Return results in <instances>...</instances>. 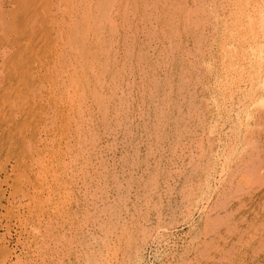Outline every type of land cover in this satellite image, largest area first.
Wrapping results in <instances>:
<instances>
[{
  "label": "rangeland",
  "instance_id": "rangeland-1",
  "mask_svg": "<svg viewBox=\"0 0 264 264\" xmlns=\"http://www.w3.org/2000/svg\"><path fill=\"white\" fill-rule=\"evenodd\" d=\"M0 1H1L0 6L2 7L3 10L10 9L16 2V0H0ZM52 1L54 2L55 0H52ZM33 2H32V4H33ZM53 2H52V4H53V7L55 8V6L57 4L55 5ZM212 2L213 3L211 4V6H212L211 9H213V10L217 9L215 12H213V14L220 16L218 18L219 19L222 18L221 20L222 21L224 20V22H225L226 17L228 16L226 14L227 11L229 9H231L232 6H234L231 3L232 1L231 0H227V1L226 0H218V1L212 0ZM226 2L231 3V6L229 5V3L226 4ZM34 3H35L34 6L36 7V10H37L39 7L37 8L36 4H38V3H36V2H34ZM62 3L63 2L59 3V5L61 6V7L59 6V9L57 12L59 14V16H60L59 12L64 7L62 5ZM189 3H190V5H192V2L189 1ZM10 4H12V5H10ZM225 5L227 7H225ZM34 6H31V7H34ZM30 9H32V8H30ZM30 9H28V10L30 11ZM232 9H233V7H232ZM32 10H33V13L36 11L35 8ZM231 10H229V12ZM31 12L32 11H30V13ZM222 13H223V16H221ZM155 14H157V13H154V17L150 16L151 19H149V20L144 18V17L142 18L141 16H140V18L142 20L140 18H138L137 16H131L130 20L127 21V23H129V21H130V23L128 25H127V23L122 24V26L120 28H118L119 31L116 32L117 37H118L117 38L118 44H117V46L114 47V49L117 48V50L114 51V53H115L114 59L115 60H121L122 58L125 57V52L128 53L127 51H131L130 49L133 48L132 51H135V52L140 51L143 54H145L149 58V59L147 58V60L150 61V64H140L142 66L144 65L142 67V69H141V66H139V64H138L137 68H139V69H137L136 71H138V72L140 71L141 73L138 74L137 72H135L131 69L130 72L132 74L129 72L130 74L127 75L128 73L126 71H129L130 69L128 70L126 68L129 66V64L131 65V63H129V64L126 63L128 65L126 68H124V72H126V74L124 73L123 76L121 75L122 80L120 77L121 81L117 84L118 90H116L117 92H115L116 95L113 96V94H112L113 91L111 92V90L105 88L106 86L104 87L103 93H104V91H106V93H104L105 97L106 98L108 97L109 99H110V97H112V99L108 100L109 103L108 104L106 103V108L108 109L107 110L108 112L106 114H103L102 111H100V110L98 111V110L94 109L93 115L92 114L91 115L94 117V119L96 118L98 121L100 120L101 117L104 118V121H105L106 117H107L106 119H109V120L108 121L106 120L107 122H104L103 125H98L100 122L97 124L92 123V127H97L96 136L98 137V139L96 137V139H94V141L91 142L92 143L91 146H89L90 143L88 141L89 140L91 141V139L93 140V138L90 139L88 135H85V137H86L85 138L83 131L81 133V138H83V140H84L83 145L81 147H78V144L77 145L75 144L77 138H76V136L73 135L74 130H72V128L74 126V120H73L74 118H72V117H75V114H77V113L74 112L73 110H72L73 112L67 110L68 107L65 108V107L61 106L60 109H64L65 113L68 112L66 115L68 117V121L71 124L68 122V124L70 126V130H68L67 132L70 135H68L67 132H65V133H59L58 132V130H60L62 120L55 117V116L52 118V116L54 115L52 112L53 107L50 104L51 101H49V98H46L47 103H45V101L40 99V102H42L43 106L35 107L32 110V114L27 116V118H29V119L26 120V123L29 125V129H28V132L25 133V135H22L23 138H21V139H18L17 132H15V131H12L11 134H7V135H6V133H3V131H5V129L8 128L9 126H11L13 129H15L14 125L16 124V122L18 123V121H20V122L22 121V119H21L22 112L19 113V111L13 110L14 108L9 106V104L4 105L3 107H1V105H0V264H75V263L76 264H85L86 262L82 257H83V255H87L88 253L89 254L91 253L92 255L94 254L93 256H96V260L94 261L95 263L92 262V264H100V263L101 264H109V261H110V264H122V262H123V264H126L127 262H128V264H167L168 262H169V264L170 263L171 264H180V262H178V261H180L179 259H182V261H183V262L181 261V264H183V263L186 264L187 261H188L187 264H190V263L191 264H194V263L195 264H202L200 262L198 263V261L196 262V259H195L197 256L196 254L199 252L196 251V248L194 250V246L198 242H201L202 238H203V240L205 238L204 236L203 237L201 236L202 233H198V232L199 231L201 232V228L203 227L202 225L204 223H206L207 221H209L211 219L212 220L215 219V217H214L215 210L217 211V215L220 214V216H222V215L225 216L227 214V212H225L224 210H221L219 212L217 210V208L213 209V207L215 205H217L219 200L223 197L222 195L226 194V190H228V194L234 190L232 200L233 199H234V201L240 200V203L242 205V206L240 205V207H239L240 211H239L238 215L240 217L237 218L236 224H235V222H232V221L229 222V224H231V226L233 225L232 223H234L235 225L233 227L236 229L238 228L237 229L238 231H235V229L233 231H228L229 226H227V227H225L226 229L223 230V234H222L223 238L221 239L220 244H217L215 242V240H214V242L211 240L208 241V242H212V245H214V244H216V245H214V250L213 249L209 250L210 252H212L211 253L212 256L210 255L212 258L210 256H208V257H210L209 262L208 263L205 262L204 264H212V263L213 264H220V263L222 264V262H223V264H236L237 262H238L237 264H264V244H263L264 243V235L263 234L261 235L260 232L258 230H256V228H255V226L257 227V225L258 226L261 225L262 220H264V217H263V214H264V211H263V209H264V184H263L264 180L263 179L264 178H262V180H258V181H254V182H253V179L244 182L241 174H239V178L237 175L232 176L234 178H232V177L230 178L228 176L229 171H227L228 166H229V165L227 166V163L231 160V158H234L230 154H229L230 156H228L227 153H229V152L227 150L229 149L231 144L233 146L235 144V142L238 140L237 134L241 135L239 133L240 132L239 129H242V128L246 129V128L245 127H240V128L238 127L239 128L238 129L237 127H235V125H234V122H235V117H234L235 114L234 113L235 112L233 111V109H236L237 105L236 104L234 105V103L231 104L230 98H228L227 96H224V94L222 95V98L224 99L226 97L225 98L226 100L224 99L225 101H223V99L221 97H219V96H221V94H219L220 92L218 91L219 89H218L216 83H217V80L218 81L221 80V78H222L221 74L222 75L225 74V72H222V71H225L226 67H228V64L226 66L225 62H223V64L221 62V60L223 59V58H221V54H220L221 45H222V43H226V42H224L225 39L229 43L231 42L232 45L235 42L229 40V39H232L231 37L229 38L230 35L226 36L225 34H223V33H225L222 30V29H224L222 27L223 25L222 26H216L215 25L216 23L214 22L216 20H212V19L208 20V19H205L206 18L205 17V18H202V20H203L204 24H206V25H204L202 20H201V23H202L201 25H203V26L195 27V28H199V29L204 28V31L201 32V35H200V31H202L201 29L200 30L197 29V31H196V29L194 28L193 30H190L188 33H186V32L183 33L182 31H180L182 33H180L178 35L179 37H176V40H174L175 38L173 39L174 40L173 42L177 43V45L180 46L179 51L177 53L175 52L173 54L171 52V53H169L170 54L169 55V54H167L168 50H166V49L168 48V46H170L174 43H172V44L170 43V45H169L170 40L169 39L163 40L162 36H160L162 34L160 33L161 30L159 31V29L162 27L161 29L164 32V26L161 23L160 17L158 15L156 16ZM212 15H210V16H212ZM225 15H226V17H225ZM23 17L24 16H22V18ZM132 17H134V18H132ZM20 18L21 17H19L18 20L21 21L22 19H20ZM156 18H158V19H156ZM139 19L141 20V22L139 21ZM214 19H217V18H214ZM20 21H18L19 22L18 26H21L22 28L20 27L21 29L20 28L19 29H20V31L23 30V32H24L23 25H20ZM132 21L133 22L135 21L134 23L136 26L133 24ZM209 21L210 22L212 21V22L210 23ZM224 22H222V24ZM207 24H208V26L210 24V26L208 27ZM141 25H142V27H140ZM159 26H161V27H159ZM129 27H130V30H129ZM134 27H136V28L134 29ZM220 28H222V29H220ZM131 29L135 30V31H132ZM136 29H137V31H136ZM124 30H126V31H124ZM130 31H132V32H130ZM151 32H152V34H151ZM193 32H194V34H193ZM27 33L28 34L26 35V37L29 35V38L31 37L32 40H33V38H36V39H34V41L37 40V38H38V37H36V36H38L37 32H36V35H34L33 33H31V35H30V31L29 32L27 31ZM129 33H131L132 35L134 34V35L132 36ZM149 33H150V35H149ZM125 35H126V37H125ZM222 35H224V37H221ZM146 36L147 37L150 36L151 38L148 37V38H150V39H148ZM198 36H200L199 37L200 42L198 41L199 40ZM21 38H23V37L21 36L20 39ZM178 38H180V39H178ZM212 38L214 40H212ZM122 39H123V41H122ZM131 39H133V41ZM156 39H158V40H156ZM221 39L222 40L224 39V40L222 41ZM21 40H23V39H21ZM8 41L9 40H7V42ZM208 41H209V43H208ZM220 41H221V43H220ZM1 42H2L0 44L1 50H9L10 49V47L6 43V41L5 42L1 41ZM218 42L220 43V45H218L219 44ZM232 42H234V43H232ZM194 43L195 44L198 43V44L194 45ZM21 44H23V42H19V45H21ZM167 44H168V46H166ZM127 45H129V46H127ZM192 45H194V46H192ZM197 45H201V46H197ZM202 46H203V48H202ZM195 48H197V49H195ZM193 51H195L194 52L195 54L192 53ZM201 52H202V54H201ZM158 53H159V55H158ZM179 54H181L183 56L180 57ZM161 56H164V57H162V59H161ZM184 57L187 58L188 61H186V59ZM164 58L166 59L167 63H164V62H166ZM168 58L170 61L168 60ZM199 58H201V59H199ZM211 59H213L211 61L212 63L210 62ZM180 60L182 62H180ZM208 60L210 63L208 62ZM3 61H4V56L0 55V65L2 64ZM222 61H225V59H223ZM155 62H157V63H155ZM160 62H162L163 64H161ZM187 62L188 63L193 62L192 63L193 65L192 64L189 65ZM205 63L208 65V67L205 65ZM233 63L234 62H231V64H233ZM156 64L158 66H156ZM180 64L182 65L183 68L180 66ZM209 64H211V65H209ZM161 65L164 67H162ZM173 65H175V66H173ZM168 66H169V68H168ZM179 66H180V68H179ZM187 66L191 67V68H188ZM214 66H216V67H214ZM220 66H221V68L223 67L222 68L223 70L220 68ZM151 68L154 70H151ZM184 68H187L185 70L187 73V74L185 73L186 76H185V74L183 75V72H185ZM208 68L210 71L206 70ZM228 68L234 70V72H233L232 70L229 69L228 74H226V75H229V72H230L231 76L233 75V73L236 74L235 71H236V69H238L236 67V65L235 66L232 65V67L229 66ZM36 69H37V73L39 75H44L46 73H50L52 76L55 75L54 74V71H55L54 68L48 69L46 66L39 65V66H37ZM142 70H143V72H142ZM152 71H154L155 75H157V74L158 75L154 76V73ZM179 71H180V73L182 72V74H179ZM219 71H220V73H219ZM231 71H232V73H231ZM177 72H178V75H180L179 78H178ZM167 73L171 75L170 76L171 79L165 83V81H163V80H165V76L168 75ZM188 74H189V76H187ZM184 76H185V78H184ZM155 77H156V80L160 81V84H161L160 89L156 90L157 92L155 91L156 93H154L151 96L153 98V101H152V99L148 98V100H146L144 102V104H142L143 102H140L141 103V106H140V103L136 102L137 95L139 94L137 92L136 88L140 85V82L141 83H144L145 81L151 82L152 79H155ZM181 78H182V82L185 81V82H183V84L181 82ZM140 79L141 80L144 79V80L140 81ZM244 79H246V78L244 77ZM194 80H196V81H194ZM130 81H131V83L133 82L132 85H130V83H129ZM63 82H64V85L68 84L66 77H63ZM127 82L129 85H125V84H127ZM176 82H178V83H176ZM168 83L170 84L169 86H167ZM221 83H222V81H221ZM241 83L242 84H240L239 86H241L242 88L240 87L241 89L238 88L235 91V92H237L236 93L237 96H238L239 92H240L239 96H241V94L243 95V92L247 89V88H244V85L246 87L248 84V81L245 83L244 82H241ZM178 84H179V87H178ZM174 85L175 86L177 85L178 89L179 88L182 89V87H181L182 85H183V87L184 86L185 87L183 88V91H181L180 89H179V91L177 90V92H178L177 93L176 92L177 87L175 88ZM124 86H127L126 87L127 89ZM130 86H131V88L132 87L133 88L131 89ZM215 86L217 87L218 90L215 88ZM162 87H164V88L162 89ZM168 87L170 88V90L172 92H170ZM120 88H124V89L120 90ZM128 89H130V90L127 93ZM165 89H168V90H165ZM109 91L111 92L110 93L111 95L108 93ZM167 91L169 94L167 93ZM165 92L168 94V96H166ZM122 93L128 94V96L131 95L134 99L133 104L128 102V104L126 105L124 100L122 101V98H123ZM189 94L191 97L189 96ZM117 95H118V97H117ZM70 96H73V94L70 93ZM131 96H130V98H131ZM182 96H183V98H182ZM213 97H215L216 99H214ZM220 98H221L222 102L219 101ZM85 99L81 102L82 105L81 104L79 105L82 110L80 108H79L80 110L78 109V111H80V112H82L84 110L82 113H80L81 117L83 116L84 119L87 116L89 117V115H87L88 114L87 111H85L86 108L88 106H90L91 104H93L90 97H86ZM164 99L165 100L168 99L166 101H169V102H165ZM175 100H176V103H175ZM111 101H113V102L111 103ZM157 101H158V103H157ZM190 101H192L193 104ZM199 101H200V103H199ZM226 101L228 102V104ZM84 102H85V104H84ZM154 102H156V104L158 106H160V109L161 108L162 109L159 110L158 106ZM162 102H164V104ZM186 102L188 105L190 104L189 106H192V107L187 106ZM210 102H211V104H210ZM215 102L217 103V105ZM36 103H37V100H35V104ZM117 103H119L118 105L120 107L122 106L121 109L117 105ZM129 103H130V105H129ZM152 103L154 105H156L157 107L156 106L154 107V105ZM221 103L225 106L224 109H222L223 107H221V109H220V106H222ZM166 104L168 106H165ZM170 104L171 105L173 104L176 106L179 105V108H178V106L176 107L173 105H172V107H173L172 108ZM113 105L116 106V108L120 109V110L119 109L116 110L117 111L116 117L114 116V114H116V112H114V114L112 112L113 107H114ZM137 105L139 107H136ZM181 106H183V107H181ZM83 107L85 109H83ZM146 107L149 109H146ZM46 108H48V109H46ZM142 108L144 111L142 110ZM155 108L156 109L158 108V110L156 111ZM193 108H194V110H193ZM197 108H198V110H197ZM124 109L127 112L123 111ZM165 109L167 110V112L169 111V113H167ZM11 110L14 112L15 115H13V112ZM50 110H51V112H50ZM139 110L142 111L141 115H140ZM190 110H192V111H190ZM224 110H226L227 112H225ZM228 110L230 111L231 115L228 113L229 112ZM145 111H146V113H144ZM147 111H148V114H147ZM161 111H163V113ZM154 112H156V114ZM158 112H159V114H158ZM125 113H126V116H125ZM151 113H153V115L155 117H157L158 120L161 121V122L159 121V123H162L165 125L164 126L165 128L162 126V124H159L158 121L155 122L154 119L151 118V117H154L153 115H151ZM46 114H48V115H46ZM187 114H188V116H187ZM226 114H227V116L229 115V117H227ZM119 115H121V116H119ZM133 115H134V117H133ZM138 115H140V116H138ZM158 115H160V116H158ZM260 115L263 116V113H260ZM22 116H24V115H22ZM112 116H114V118ZM148 116L150 118H148ZM170 116L173 118L175 117L176 120H174L175 118L174 119L170 118ZM118 117H120V118H118ZM122 117L123 118L127 117L128 120L122 119ZM130 117H131V119L129 120ZM225 117L227 118V120ZM69 118H71V120ZM112 118H113V120H112ZM133 118H135V119H133ZM142 118L143 119L145 118V119L143 120ZM167 118H170V119L168 120ZM179 118H180V121H179ZM54 119H55V121H54ZM115 119H116V122H115ZM120 119H122V121ZM147 119H150V120L147 121ZM166 120H168V121H166ZM169 121L172 123H170ZM43 122H44V125L42 126L41 124H43ZM123 122H124V124H123ZM152 122L155 123L156 125L152 124ZM85 123H86V125H84V127L85 126L91 127L90 124H88L87 122H85ZM143 123H144V125H142ZM46 124H48L49 127ZM166 124L168 125V128L166 127L167 126ZM183 124H184V127H182ZM152 125H154V126H152ZM157 125H158V127H157ZM201 125H203V126H201ZM113 126H115V128ZM144 126H146V127H144ZM219 126H221V127H219ZM131 127H132V129H131ZM174 127L177 128V130H176L177 132H175ZM181 127H182V129H181ZM187 127H188V129H185ZM190 127H192V128H190ZM43 128H45V129H43ZM161 128H162V130H161ZM183 128H184V131H183ZM214 128H215V130H214ZM42 129H43V131H42ZM46 129H47V132H46ZM235 129H237V130L235 131ZM244 129H242L243 133L245 132ZM126 130L128 131V133ZM130 130H132V131H130ZM153 130H155L156 132ZM186 130H189V131H186ZM159 131H161V133H164V132L165 133L167 132V133L166 134H160V133L158 134ZM71 132H72V134H71ZM153 132L157 133L156 135H158V138H156V135ZM187 133H189V134H187ZM35 134H39V136H40L39 139H41V141L38 140L39 141L38 147L41 148L40 150H39V148L36 149V146H32V143L35 141V137H34ZM128 134H131V135H128ZM145 134H147L146 137H145ZM154 135H155V137L153 138ZM164 135L165 136L167 135L166 136L167 139L165 138ZM58 136H60V137H58ZM130 136H131V139H130ZM48 137H50L51 140H53L54 142L53 143L49 142L50 138H48ZM176 137H177V139L178 138L179 139L177 140ZM132 138H134V139H132ZM159 138L162 141H160ZM45 139L48 141L46 142ZM154 139L156 140V142L154 141ZM85 140H86V142H85ZM173 140L176 141V147H175V141H173ZM183 141H185V142H183ZM154 142L157 144V146H156V144H154ZM177 142H179V143H177ZM39 143H40V145H39ZM46 143H47V145H46ZM161 143H162V145H161ZM195 143H196V145H195ZM206 143H207V145H206ZM209 143L211 144V148L208 146ZM44 144H45V147L43 146ZM192 144H194V145H192ZM68 145H69V147L67 149L66 146H68ZM226 145H228V146H226ZM256 145H257L256 148H252V153L254 152L253 154H255V155L252 154L250 158H252L251 161H253V160L257 161L255 166L257 165V163L260 160L262 161V163H261L262 166L260 165L261 166L260 170L256 169L257 167L255 169L257 171H260V172H256L258 175L262 174L264 176V169H263L264 168L263 167L264 166V149H263L264 142L263 143L259 142ZM24 146H25V148H26V146L29 148L28 150L26 148V150H27V152H30L29 153L30 158H32V155H33V157H36L37 155H35V154H37V153H43V155L44 154H47V155H44L42 159L44 160V157L47 156V158L45 160H48L50 150H52L54 152L56 151L59 154V160L57 162H58V166L62 167L63 170H61L62 171L61 172V171H58V169H57L58 176L55 175V177L58 178V179L57 178L56 179H57V181L59 180L58 181L59 183H57L55 181L54 185L51 186V188H49V184H47V181L45 182V189L43 190L44 195L42 194V197L45 196L44 198H45L46 202H42V204H43V207H42L43 212L42 213L39 212L40 204L38 201L41 200L40 196L38 197L36 195H33L35 200H32L33 197L30 196V193H24V192H27V189L31 190L29 187H27V189H26L24 187L25 185H23V187H24V188L22 187L23 188V191H22L23 194H21V195H20V192H18V193L15 192L16 191V189H15L16 188L15 177H16L17 171H16V169H14L13 166L15 163V159H17L18 155H20L21 152L24 151ZM71 146L73 147V149L71 148ZM134 146H135V148H134ZM205 147H206V149H205ZM216 147H217V149H216ZM60 148H61V150L62 149L63 150L61 151ZM75 148L78 150L79 149L81 150L83 148L82 149L83 151L82 150L80 151V152H82L81 156H80V152L78 150H76ZM160 148L162 149V151ZM182 148H183V150H182ZM257 148H259V149H257ZM65 149H67V150H65ZM135 150H137V151H135ZM260 150L262 151L263 154L260 153L261 152ZM33 151H36L37 153L33 152ZM215 151L217 154L215 153ZM220 151H221V153H220ZM73 152H76V153L73 154ZM210 152H212V153H210ZM258 152H259V154H258ZM64 153H65V157H64ZM209 153L211 154L212 159H211ZM76 154L78 155V157H76L77 156ZM197 154L199 155V157L201 155L200 159L198 158ZM72 155H73V157L75 156L77 159L75 157L73 159ZM205 155L207 158L204 157ZM207 155H209V156H207ZM216 157H220V158L216 159ZM67 158H70V159H67ZM226 158H227V160L229 158L230 159L228 161H226ZM61 159H62V161H60ZM187 159H188V162H187ZM197 159H199V160H197ZM74 160H77V162H74ZM26 161H27V163H30L29 157H26ZM52 161L56 164L55 160H52ZM202 161H203V163H202ZM205 161L208 162V164ZM251 161H249L248 163H244L245 162L244 161L243 162L244 164L242 162H240L241 163L240 165L241 166L247 165V167H250V166H252ZM60 162L63 163L64 165L63 164L60 165L61 164ZM222 162H224L223 164L225 166L222 164ZM54 163H52V165H53L52 170L55 169ZM70 163L71 164L73 163L72 166ZM190 163H191V165H190ZM148 164L150 166H148ZM192 164H194V165H192ZM154 165H155V167H154ZM196 165H198V166H196ZM199 165L201 166L200 168H199ZM157 166H159L157 168L158 173L156 171ZM190 166H191V168H190ZM66 167L68 168V171H67ZM197 167L199 169H197ZM226 167H227V170H225ZM164 168H166V170ZM258 168H259V166H258ZM161 170L163 171L162 174H161ZM152 172H154V173H152ZM72 173H73V176H72ZM151 174L152 175L154 174L153 176H155L154 178L152 177V180H151V176H152ZM156 174H157V176H156ZM59 175L60 176L62 175V176L59 178ZM65 175L68 177H65ZM148 175H151V176L149 177ZM159 175H162V176L160 177ZM49 176H51L53 179H55V177H53L54 175L53 176L49 175ZM197 176L200 178H198ZM147 177L149 178L151 183L154 179H156L157 181L154 180L153 183L155 184L156 182H158V185H157V183L155 185L149 184L150 183V181H149L148 185L146 184L143 186V184H145L144 180L147 179V181H148ZM235 177H237V178H235ZM161 178H162V180H161ZM227 178L228 179L230 178V181H228L229 184H227L226 182H223L224 180L227 181ZM62 179H63V181H62ZM133 179H134V181H133ZM238 180H241V182ZM141 181L142 182L144 181V183H142ZM130 182H132V185ZM242 182H244V183L241 184ZM128 183L130 185H128ZM196 183H197V185H196ZM223 183H224V186L222 187ZM57 184H59V185H57ZM61 184H62V186H61ZM162 184H164V185H162ZM239 184H241L242 187L244 186V188L240 187V189L236 190L237 189L236 187ZM149 185H151L152 187L154 185L155 187L152 188ZM233 185L235 187H233ZM129 186L130 187L132 186L131 190H130ZM57 187H59V189ZM65 187H66V189H65ZM142 187H143V189H142ZM185 187H186V189H185ZM56 188H57L58 192H57V190H55ZM62 188L64 189V191ZM144 188H146V189H144ZM154 188L156 189L155 191H154ZM179 188H182V189H179ZM47 189H49V190H47ZM149 189H151L149 192H151L153 190L152 191L153 193H149L148 192ZM221 189H222V193L224 192L223 194L221 193ZM243 189H245L246 191ZM60 190L62 191V193ZM128 190H130V191H128ZM195 190H197V191H195ZM127 191H128V193H127ZM47 192H48V195H50L51 193H53V194H51L48 198ZM140 192L144 193L143 197H142L143 194L141 193V195H140ZM145 192H148L150 195L148 193H146L147 194V196H146ZM154 192L155 193L158 192L159 195H157V193L155 195H153ZM188 192H191V193H189V195H191V196H189L187 194ZM249 192L251 193V195ZM218 193H221L222 195L218 194ZM31 194H32V191H31ZM122 194L124 195L125 198H123ZM137 194L140 198L137 196ZM202 195H203V197H202ZM216 195L217 196L219 195L221 197H219V196L216 197ZM234 195L236 196V198ZM135 196L138 198H134ZM29 197H32V198H29ZM148 197L151 198V201ZM119 198H121V199H119ZM166 198L167 199L170 198V199L167 200ZM19 199H20V201H19ZM136 199H138V200H136ZM197 199H199V200H197ZM47 200H50V201H47ZM118 200H119V202H118ZM149 201L152 203H150ZM241 201H243V202H241ZM144 203H145V206H144ZM153 203L155 204V206ZM38 204H39V206H38ZM151 204H153V206ZM159 204H160V206H158ZM21 205H22V207H21ZM116 205H119V206H116ZM146 205H147V207H146ZM156 205L158 206L157 208H156ZM183 205H186L185 208ZM110 206H111L112 210L110 209ZM131 206H133V208ZM260 206L262 208H260ZM105 207H106V209H105ZM145 207H146V209H145ZM151 207L152 208L155 207V208L151 209ZM107 208H109V211ZM187 208H189L190 210L189 209L184 210ZM157 209H158V211H157ZM159 209H162V213L161 214L155 213L156 211L160 212ZM260 209H261V211H260ZM54 210L56 212L58 211L60 213L59 214L60 217L57 215L58 212L56 213ZM114 210L117 211L118 213H116ZM137 210L140 212H138ZM145 210L148 212H146ZM112 212H114L115 216H113ZM131 212L133 215L131 214ZM144 212H145V214H144ZM173 213H174V215H173ZM36 214H37V216H36ZM117 214H118V216H117ZM155 214H157V215L160 214V216H157ZM206 214H207V216H206ZM131 215L133 216V218H131ZM143 215H144V217H143ZM154 215L159 217L160 220H162V222L159 220V218H157V217L154 218ZM138 216L139 217L141 216L142 218L140 217V219H139ZM171 216H173V217H171ZM203 216H205V217H203ZM35 217H36L37 221H36ZM55 217H56L57 221H56ZM84 217H86V218H84ZM146 217H148V218H146ZM242 217H244V218H242ZM38 218H40V219H38ZM203 218H205V220H203ZM206 218H207V220H206ZM120 219L123 222H121ZM171 219H172V221L174 220L173 223H172ZM253 219H254V221H253ZM42 220H43V222H42ZM47 220H48V223H47ZM78 220H80V221H78ZM81 220H82V222H81ZM100 220H104V221H100ZM127 220L129 221V223H127L128 222ZM130 220L133 222H131ZM239 220L241 221V224H240ZM32 221H33V223H32ZM35 221L37 223H35ZM54 221H56L57 223L60 222V224H57ZM84 221H86V222H84ZM116 221H118L117 225L115 224V223H117ZM137 221H138V225L140 224L139 227L136 224ZM157 221H159V223ZM97 222H99V224ZM248 222L250 223V225ZM120 223H121V225H120ZM162 223L164 225L160 226V225H162ZM165 223H166V225H165ZM238 223H239V226H238ZM56 224H57V227H55ZM69 224H71V226ZM82 224H84V225H82ZM124 224H126L125 229L129 228V227L132 228V229L129 228L131 230L130 238L125 236V234L126 235H128V234H127V232L125 233L126 230L123 229ZM128 224H130V225H128ZM156 224L159 226V228H158V226H156ZM34 225L39 227V228H40V226H41V228L44 227L45 229L43 228L42 229L43 231H41V233H40V231L36 232L33 229ZM49 225L51 228L47 229ZM61 225H62V228H59V227H61ZM153 225H154V227H153ZM74 226H76V227L74 228ZM114 227H115V229H114ZM141 227H142V229H141ZM246 227L248 228V230ZM149 228H151L152 230ZM162 228H164V229H162ZM241 228L244 229V230H242V232H241ZM29 229L33 230L34 232L30 231ZM58 229H60V230H58ZM80 229H81V231H80ZM119 229H120V231L121 230L122 231L118 232ZM245 229H246V231H245ZM123 230H124V232H123ZM138 230L139 231L143 230V231H141L142 234ZM252 230H254V232H252ZM243 231H245L246 233L245 232L243 233ZM35 232L38 234L36 235ZM239 232H241V234H243V235H240ZM72 235H74V237ZM238 235L242 236V237L239 238ZM250 235H251V237H250ZM40 236H43V238H41V240L38 238ZM142 236H144V238ZM236 236L238 237L237 240H238V242H240V244L237 242ZM195 237H196V239H195ZM73 238H74V240H73ZM132 238H134V239H132ZM140 238L142 239V241ZM192 238L194 239V241ZM245 238H247L246 241H245ZM75 239L76 240L79 239V240H77V242L79 241L77 243L79 246H76V244L74 243V242H76ZM187 240H188V242H187ZM240 240H243L245 245ZM90 241H91V244H90ZM111 241H112V243H111ZM116 241H117V244L115 243ZM190 241L192 243H190ZM222 241H224V242H222ZM259 241L260 242L263 241L261 243V245H260ZM69 242L71 243L72 246L70 245ZM142 242L144 244H142ZM236 243H238L239 245ZM257 243H258V245H257ZM231 245H233V246L229 247ZM243 245H244V247H243ZM159 246H160V248H159ZM166 246H167V248H166ZM189 246H191V247H189ZM113 247H114V250L112 249ZM118 247H120L121 250L118 249ZM223 247H225L227 249H225ZM259 247H260V249H259ZM65 248L67 250L64 251ZM139 248H141L142 250L140 249L139 254L135 256L136 251L139 250ZM156 248H158V249H156ZM220 248L222 250H220ZM232 248L235 250H233ZM250 248L252 251L250 250ZM74 249H75V251H74ZM109 249H110V251H109ZM115 249H117V254H116V252H114ZM168 249L170 251H168ZM165 251H166V253H165ZM216 252H218V253H216ZM249 253H252V254H249ZM170 254H172L171 257H169ZM179 254H180V256H179ZM192 254L194 255L195 258L192 257L193 256ZM125 255L127 256V258ZM166 255H167V258L164 259V256H166ZM121 256H122V258H121ZM133 256H135V257L133 258ZM237 256H238V258H236ZM178 257H179V259H178ZM181 257H183V258H181ZM125 258L127 261L125 260ZM214 258H216V259L214 260ZM222 259H224V260H222ZM225 259L227 261H225ZM241 259H243V260H241ZM105 261H108V263L107 262L105 263ZM160 261L163 263H161ZM218 261H220V262H218ZM239 261H240V263H239Z\"/></svg>",
  "mask_w": 264,
  "mask_h": 264
},
{
  "label": "bare ground",
  "instance_id": "bare-ground-1",
  "mask_svg": "<svg viewBox=\"0 0 264 264\" xmlns=\"http://www.w3.org/2000/svg\"><path fill=\"white\" fill-rule=\"evenodd\" d=\"M38 3L36 4L37 5V10H36V7L34 6V2ZM190 2H192V5H190ZM215 1V0H214ZM218 1V0H217ZM227 1V0H226ZM232 2V7L230 12L229 10L227 11V17H226V20L224 22V20L222 21L221 19H219L218 17L220 16H217L216 14L214 15L213 12H215L216 10L214 9H211L212 6L211 4L213 3L212 0H55L54 2L52 0H16L15 4L8 10H3L2 7L0 6V44L2 43L1 41H6V43L9 45L10 49L9 50H1L0 49V55L4 56V61L2 62V64L0 65V105L1 107H3L4 105L6 104H9V106H11L12 108H14L13 110L15 111H19V113L22 112L21 114V119L22 121H18V123L16 122V124L14 125L15 129H13L11 126H9L8 128L5 129V131H3V133H6L7 134H11L12 131H15L17 132V135H18V139H21L23 138L22 135H25L26 132H28V129H29V125L26 123V120L29 119L27 118L28 115H31L32 114V110L35 108V107H41L43 106L42 102H40V99H42L43 101H45V103H47V99L46 98H49V101L51 106L53 107L52 109V112H53V116L52 118L55 116L59 119L62 120V123H61V127H60V130H58L59 133H65L67 132L68 130H70V126L68 124V117H67V113H65V110L64 109H60L61 106L67 108V110L71 111V112H76L77 114H75V117H72L74 118V126L72 128V130H74V136H76V145L78 144V147H81L84 143V140L83 138H81V133L83 131V134H84V137L85 135H88L89 138H93V140L91 139V141L87 140L90 144L89 146L92 145L91 142L94 141V139H96V132H97V127H92V123H99L98 125H103L104 122H107L109 119H106L105 118V121H104V118H100V120L98 121L96 118L94 119V117L92 116L93 115V110L96 109V110H100L102 111L103 114H106L108 111V109L106 108V103L108 104L110 99H112V97H110V99L107 97H105L104 93H106V91H104L103 93V89L104 87L111 90L113 96L116 95L115 92H117L116 90L117 89V84L122 80V76L123 74L126 72L128 73L127 75H129L131 72V69L135 72H137L138 74L141 73L140 71H136L137 69V65L139 64V66H141V69L142 65L140 64H150V61L147 60V56L145 54H143L142 52H135V51H132V49H130L131 51H127L128 53L125 52V57L122 58L121 60H115V53L114 51L117 50L114 49L115 46H117L118 44V40H117V34L116 32L119 31L118 28H120L122 26V24H126L128 20H130V17L131 16H137L138 18H140V16L143 18H146V19H151L150 16L154 17V13H157L155 14L156 16L158 15L160 17V20H161V23L163 24L164 26V32L163 30L161 29L162 25L159 26L161 27L159 29L160 33L162 35V38L163 40L164 39H169L170 42H169V45L170 43H174L173 41L176 40V37H179L178 35L180 33H188L190 30H193L195 27H198V26H203L201 25V20L202 18H205V19H212V20H216L214 21L216 24V26H222L224 29H222L225 33L226 36L227 35H230L229 38L231 37L232 39H229L230 41H234L232 43H234L233 45L231 44V42L229 43L226 39L224 40V42L226 43H222L221 45V58L225 59V61H222V64L223 62H225L226 66L228 64V67L232 65L235 66L238 68L236 69V74L233 73V75L231 76L230 75V72H229V75H226L228 74V71L230 68L226 67L225 71H222V72H225V74H221V80L218 81L217 80V87L215 86V88L220 92L219 94H221V97L222 98V95L224 94V96H227L228 98H230L231 100V104L234 103V105L236 104L237 105V108L236 109H233V111L235 112V122H234V125L235 127H245L246 129L242 128L245 130V134L243 133L242 129H239L240 130V134H237V138L238 140L235 142V144L232 146L229 147V149L227 150L229 153L228 156L232 155V157L234 158H231V160L227 163V166H228V170H227V167L225 168V170L229 171L228 173V176L231 178L232 176H238L239 178V174L242 175V178H243V181L246 182L248 180H252L253 179V182L254 181H258V180H262V178H264V176L261 174V175H258L256 172H260V171H257L256 169H259L260 170V167L262 166V161L260 160L257 165L255 166L256 162L255 160L251 161L252 158L251 155L254 153H252V148H256V144L257 143H263L264 142V0H231ZM1 2V1H0ZM33 2V4H32ZM52 2L56 5L55 8L53 7V4ZM56 2V3H55ZM62 3V5L64 6L63 9L59 12L60 13V16L59 14L57 13L58 12V9H59V3ZM194 3V4H193ZM216 3V2H215ZM229 3V2H228ZM226 2V4H228ZM231 3H229V5L231 6ZM3 4V3H2ZM225 4V3H224ZM12 5V4H10ZM215 5V4H214ZM222 5V4H221ZM8 6V5H7ZM31 6H34V7H31ZM61 7V6H60ZM225 7H227L225 5ZM35 8V12L33 13V10L32 9ZM30 9V11H32L30 13V11L28 10ZM224 9V8H223ZM226 9V8H225ZM214 16H213V15ZM212 15V16H210ZM22 16H24L22 18ZM155 16V17H156ZM223 16V13L222 15ZM21 17L20 19H22L21 22L20 20H18V18ZM134 18V17H132ZM214 18H217V19H214ZM141 19V18H140ZM139 19V21L141 22V20ZM158 19V18H156ZM155 19V20H156ZM138 20V19H137ZM136 20V21H137ZM145 20V19H144ZM207 20V21H208ZM218 20V21H217ZM18 21H20V25H23V29H24V32L23 30L20 31V29L22 28L21 26H18ZM147 21V20H146ZM133 22V21H132ZM135 22V21H134ZM133 22V24L135 25V23ZM203 22V20H202ZM210 22V21H209ZM212 22V21H211ZM210 22V23H211ZM222 22H224L222 24ZM130 23V21H129ZM127 23V25L129 24ZM120 24V25H119ZM132 24V23H131ZM130 24V25H131ZM144 24V23H143ZM204 24V22H203ZM214 24V23H213ZM129 25V26H130ZM206 25V24H204ZM126 26V25H125ZM136 26V25H135ZM208 26V24H207ZM206 26V27H207ZM210 26V24H209ZM208 26V27H209ZM21 27V28H20ZM127 27V26H126ZM142 27V25L140 26ZM215 27V26H214ZM20 28V29H19ZM136 27H134L135 29ZM138 28V27H137ZM156 28V27H155ZM211 28V27H210ZM196 31L197 29L199 28H195ZM202 31H200V35H201V32L204 31V28H200ZM199 29V30H200ZM207 29V28H206ZM129 30H130V27H129ZM132 30V29H131ZM208 30V29H207ZM211 30V29H210ZM213 30V29H212ZM215 30V29H214ZM27 31L29 32L30 31V35L31 33H33L34 35H36V32L38 33V37L36 41H34V39L36 38H33V40L31 39V37L29 38V35L26 37V35L28 34ZM126 31V30H124ZM132 31H135V30H132ZM130 31V32H132ZM137 31V29H136ZM182 31V32H180ZM147 32V31H146ZM211 32V31H210ZM218 32V31H217ZM216 32V33H217ZM137 33V32H136ZM135 33V34H136ZM159 33V34H160ZM131 34V33H129ZM152 34V32H151ZM194 34V32H193ZM210 34V33H209ZM18 35V36H17ZM132 35V34H131ZM134 35V34H133ZM132 35V36H133ZM150 35V33H149ZM203 35V34H202ZM23 37L20 39V37ZM33 36V35H32ZM136 36V35H135ZM26 37V38H25ZM34 37V36H33ZM126 37V35H125ZM147 37V36H146ZM150 37V36H148ZM147 37V38H148ZM153 37V36H152ZM186 37V36H185ZM200 36H198L199 38ZM221 37H224V35H222ZM220 37V38H221ZM151 38V37H150ZM148 38V39H150ZM155 38V37H154ZM157 38V37H156ZM175 38V39H174ZM193 38V37H192ZM206 38V37H205ZM219 38V39H220ZM127 39V38H126ZM174 39V40H173ZM180 39V38H178ZM186 39V38H185ZM207 39V38H206ZM7 40H9L7 42ZM133 41V39H131ZM130 40V41H131ZM158 40V39H156ZM197 40V39H196ZM195 40V41H196ZM212 40H214L212 38ZM222 40V39H221ZM222 40V41H223ZM18 41V42H17ZM123 41V39H122ZM131 41V42H132ZM167 41V40H166ZM194 41V42H195ZM200 42V38L198 40ZM19 42H23V44L19 45ZM129 42V41H128ZM185 42V41H184ZM198 42V43H199ZM204 42V41H203ZM5 43V44H6ZM180 43V42H179ZM186 43V42H185ZM196 43V44H198ZM209 43V41H208ZM219 43V42H218ZM221 43V41H220ZM220 43L218 45H220ZM130 44V43H129ZM175 44V45H174ZM170 46H168V44L166 46H168V48L166 50H168V53H177L179 51V48L180 46L177 45V43H174ZM192 44V43H191ZM194 43V45H196ZM204 44V43H203ZM164 45V44H163ZM192 45V46H194ZM4 46V45H3ZM125 46V45H124ZM129 46V45H127ZM142 46V45H141ZM182 46V45H181ZM197 46H201V45H197ZM223 46V47H222ZM225 46V47H224ZM1 47V46H0ZM124 48V47H123ZM159 48V47H158ZM203 48V46H202ZM5 49V48H4ZM122 49V48H121ZM128 49V48H127ZM165 49V48H164ZM182 49V48H181ZM185 49V48H184ZM187 49V48H186ZM197 49V48H195ZM199 50V49H198ZM219 50V49H218ZM125 51V50H124ZM147 51V50H146ZM185 51V50H184ZM119 52V51H118ZM195 51H193L192 53H194ZM200 52V51H199ZM166 53V52H165ZM166 54V55H167ZM195 54V53H194ZM202 54V52H201ZM219 54V55H220ZM159 55V53H158ZM170 55V54H169ZM180 57L183 56L181 54H179ZM187 55V54H186ZM199 55V54H198ZM218 55V56H219ZM149 56V55H148ZM168 56V55H167ZM173 56V55H172ZM195 56V55H194ZM200 56V55H199ZM151 57V56H150ZM162 57L164 56H161V59ZM166 57V56H165ZM190 57V56H189ZM220 57V56H219ZM185 58V57H184ZM202 58V57H201ZM199 58V59H201ZM218 58V57H217ZM149 59V58H148ZM165 59V58H164ZM181 59V58H180ZM186 61L187 58H185ZM3 60V59H2ZM1 60V61H2ZM155 60V59H154ZM169 60V58H168ZM213 59L210 60V62L212 61ZM166 61V59H165ZM170 61V60H169ZM207 61V60H206ZM220 61V60H219ZM180 62H182L180 60ZM185 62V61H184ZM209 62V60H208ZM209 62V63H210ZM215 62V61H214ZM220 62V63H221ZM231 62H234L233 64H231ZM126 63H131V65L129 64V66L126 64ZM157 63V62H155ZM161 64H163L162 62H160ZM164 63H167L164 62ZM188 63V62H187ZM193 62H189L188 64H192ZM207 63V62H206ZM205 63V65L208 67V65ZM212 63V62H211ZM230 63V64H229ZM126 64V65H125ZM187 64V65H188ZM197 64V63H196ZM39 65H43V66H46L48 69H53L54 68V76H52L50 73H46L44 75H39L37 73V66ZM154 65V64H153ZM188 65V66H189ZM193 65V64H192ZM211 65V64H209ZM128 66V67H127ZM138 66V67H139ZM156 66H158L156 64ZM162 66V65H161ZM175 66V65H173ZM180 66L182 67V65L180 64ZM179 66V68H180ZM187 66V67H188ZM199 66V65H198ZM197 66V67H198ZM223 66V65H222ZM127 67V68H126ZM164 67V66H162ZM194 67V66H193ZM213 67V66H212ZM216 67V66H214ZM224 67V68H225ZM124 68L126 69H130L129 71H126L124 72ZM167 68V67H166ZM169 68V66H168ZM183 68V67H182ZM181 68V69H182ZM188 68H191V67H188ZM200 68V67H199ZM219 68V67H218ZM221 68V66H220ZM223 68V67H222ZM221 68V69H222ZM40 69V68H39ZM148 69V68H147ZM163 69V68H162ZM187 68H184V71L186 70ZM197 69V68H196ZM151 70H154L151 68ZM180 70V69H179ZM189 70V69H188ZM195 70V69H194ZM206 70H209L206 69ZM223 70V69H222ZM232 70V69H230ZM145 71V70H144ZM181 71V70H180ZM179 71V74H182V72L180 73ZM210 71V70H209ZM234 72V70H232ZM231 71V73H232ZM130 72V73H129ZM143 72V70H142ZM154 73V71H152ZM151 72V73H152ZM188 72V71H187ZM218 72V71H217ZM147 73V72H146ZM165 73V72H164ZM169 73V72H168ZM167 73V74H168ZM186 73L183 72V75ZM220 73V71H219ZM132 74V73H131ZM166 74V73H165ZM164 74V75H165ZM175 74V73H174ZM187 74V73H186ZM185 74V76H186ZM208 74V73H207ZM122 75V76H121ZM144 75V74H143ZM158 75V74H157ZM155 75L154 73V76H157ZM177 75H178V72H177ZM153 76V75H152ZM153 76V77H154ZM170 74H168L167 76H165V83L167 81H169L171 78H170ZM180 75H178V78H179ZM182 76V75H181ZM184 76V78H185ZM189 76V74L187 75ZM220 76V75H219ZM63 77H66L67 81H68V84L64 85V82H63ZM120 77H121V80H120ZM133 77V76H132ZM139 77V76H138ZM148 77V76H147ZM159 77V76H158ZM224 77V78H223ZM244 77L246 79H244ZM53 78V79H52ZM140 78V77H139ZM150 78V77H149ZM183 78V77H182ZM182 78H181V82H182ZM209 78V77H208ZM189 79V78H188ZM218 79V78H217ZM129 80V79H128ZM144 80V79H142ZM140 79V81H142ZM147 80V79H146ZM176 80V79H175ZM178 80V79H177ZM180 80V79H179ZM190 80V79H189ZM65 81V80H64ZM193 81V80H192ZM196 81V80H194ZM202 81V80H201ZM222 81V83H221ZM248 81V84L247 86L245 87L244 85V88H247L244 92H243V95L241 94V96H237V92L236 89L240 88L241 86H239L240 84H242L241 82H247ZM63 82V83H62ZM66 82V81H65ZM185 82V81H183ZM182 82V84H183ZM67 83V82H66ZM125 83V82H124ZM130 85L133 84V82L131 83V81L129 82ZM178 83V82H176ZM188 83V82H187ZM195 83V82H194ZM214 83V82H213ZM212 83V84H213ZM163 84V83H162ZM180 84V83H179ZM179 84H178V87H179ZM185 84V83H184ZM112 85V86H111ZM125 85H129L128 82L127 84ZM164 85V84H163ZM170 84L168 83L167 86H169ZM198 85V84H197ZM165 86V85H164ZM175 86V85H174ZM205 86V85H204ZM120 87V86H119ZM118 87V88H119ZM125 88L127 86H124ZM161 87V84H160V81L159 80H156V77L155 79H152V81H145L144 83H141L140 82V85L136 88L137 92L139 93L137 95V98H136V102H143L142 104H144V102L146 100L149 99H152L153 101V98L151 97L154 93H156L158 89H160ZM177 87V85L175 86V88ZM176 89V92L177 90L179 91V89ZM182 89H180L181 91H183V85L181 86ZM202 87V86H201ZM214 87V86H213ZM212 87V88H213ZM131 88V86H130ZM133 88V87H132ZM131 88V89H132ZM135 88V87H134ZM164 87H162L163 89ZM169 88V87H168ZM235 88V89H234ZM242 88V87H241ZM240 88V89H241ZM124 88H120V90H122ZM127 89V88H126ZM161 89V90H162ZM186 89V88H185ZM239 89V90H240ZM130 89L127 90V93ZM165 90H168V89H165ZM164 90V91H165ZM170 90V88H169ZM211 90V89H210ZM243 90V89H242ZM154 91V92H153ZM156 91V92H155ZM163 91V92H164ZM189 91V90H188ZM194 91V90H193ZM201 91V90H200ZM110 91L108 92L109 94L111 93ZM119 92V91H118ZM135 92V91H134ZM170 92H172L170 90ZM70 93L73 94V96H70ZM107 93V94H108ZM121 93V92H120ZM131 93V92H130ZM160 93V92H159ZM166 93V92H165ZM168 93V91H167ZM166 93V96H168V94ZM178 93V92H177ZM119 94V93H118ZM135 94V93H134ZM162 94V93H161ZM160 94V95H161ZM171 94V93H170ZM111 95V94H110ZM120 95V94H119ZM122 101L124 100V102L126 103V105L128 104V102L132 103L133 104V97L131 96H128V94H123L122 93ZM215 95V94H214ZM190 96V94H189ZM213 96V95H212ZM218 96V95H217ZM216 96V97H217ZM86 97H90L91 100H92V103L90 106H86V110L87 111V115H89V117H85V119L83 118V116L81 117L80 111H78V109L80 108V104L81 102L86 98ZM118 97V95H117ZM151 97V98H150ZM191 97V96H190ZM189 97V98H190ZM203 97V96H202ZM218 97V98H219ZM116 98V97H115ZM183 98V96H182ZM201 98V97H200ZM204 98V97H203ZM214 99H216L215 97H213ZM212 98V99H213ZM221 98L219 99V101L222 102ZM226 98V97H225ZM224 98V99H225ZM236 98V99H235ZM117 99V98H116ZM197 99V98H196ZM199 99V98H198ZM223 99V98H222ZM223 99V101H225ZM35 100H37V103L35 104ZM86 100V99H85ZM118 100V99H117ZM116 100V101H117ZM165 100V99H164ZM168 100V99H166ZM165 102H169V101H166ZM171 100V99H170ZM189 100V99H188ZM194 100V99H193ZM119 101V100H118ZM162 101V100H161ZM174 101V100H173ZM179 101V100H178ZM216 101V100H215ZM218 101V102H219ZM229 101V100H228ZM113 101H111L112 103ZM120 102V101H119ZM171 102V101H170ZM192 103V101H190ZM205 102V101H204ZM217 102V101H216ZM215 102V103H216ZM227 102V101H226ZM89 103V102H88ZM129 103V105H130ZM150 103V102H149ZM156 104V102H154ZM158 103V101H157ZM164 104V102H162ZM175 103H176V100H175ZM181 103V102H180ZM200 103V101H199ZM206 103V102H205ZM240 103V104H239ZM85 104V102H84ZM83 104V105H84ZM87 104V103H86ZM119 103H117L118 105ZM153 104V103H152ZM151 104V105H152ZM161 104V103H160ZM193 104V103H192ZM197 104V103H196ZM211 104V102H210ZM220 104V103H219ZM218 104V105H219ZM222 104V103H221ZM228 104V102H227ZM82 105V104H81ZM88 105V104H87ZM122 105V104H121ZM154 105V104H153ZM157 105V104H156ZM154 105V107L156 106ZM171 105V104H170ZM173 105V104H172ZM171 105V107H172ZM185 105V104H184ZM186 105L189 106L186 102ZM217 105V103H216ZM233 105V106H234ZM8 106V107H9ZM114 106V105H113ZM112 106V107H113ZM119 106V105H118ZM124 106V105H123ZM140 106H141V103H140ZM158 106V105H157ZM156 106V107H157ZM165 106H168L167 104ZM173 106H176V105H173ZM178 108H179V105H177ZM176 106V107H177ZM195 106V105H194ZM85 107V106H84ZM83 107V109H85ZM108 107V106H107ZM111 107V108H112ZM120 107V106H119ZM126 107V106H125ZM136 107H139L138 105ZM153 107V108H154ZM175 107V108H176ZM183 107V106H181ZM189 107H192V106H189ZM199 107V106H198ZM218 107V106H217ZM216 107V108H217ZM221 107H223L222 109L225 108V106L222 104V106H220V109ZM122 108V106L120 107V109ZM128 108V107H127ZM159 110L160 109V106H158ZM158 108L156 109V111L158 110ZM173 108V107H172ZM171 108V109H172ZM177 108V109H178ZM228 108V107H227ZM230 108V107H229ZM233 108V107H232ZM44 109V108H43ZM48 109V108H46ZM81 109V108H80ZM79 109V110H80ZM110 109V108H109ZM117 109L119 108H116V106L113 107V114L114 112H116V114H114V116L116 117L117 116ZM119 109V110H120ZM126 109V108H125ZM125 109L123 111H125ZM132 109V108H131ZM139 109V108H138ZM137 109V110H138ZM146 109H149L146 107ZM182 109V108H181ZM186 109V108H185ZM219 109V108H218ZM10 110V109H9ZM73 110V111H72ZM82 110V109H81ZM115 110V111H114ZM127 110V109H126ZM143 110V108H142ZM154 110V109H153ZM166 110V109H165ZM179 110V109H178ZM177 110V111H178ZM187 110V109H186ZM194 110V108H193ZM198 110V108H197ZM12 111V110H11ZM122 111V112H123ZM140 111V110H139ZM144 111V110H143ZM192 111V110H190ZM201 111V110H200ZM225 112H227L226 110H224ZM229 111V110H228ZM13 112V111H12ZM51 112V110H50ZM127 112V111H125ZM163 113V111H161ZM167 112V110H166ZM171 112V111H170ZM24 113V114H23ZM85 113V112H84ZM121 113V112H120ZM139 113V112H138ZM137 113V114H138ZM142 111H140V115H141ZM146 113V111L144 112ZM156 114V112H154ZM169 113V111L167 112ZM217 113V112H216ZM230 114V111L228 112ZM260 113H263V116L260 115ZM86 114V113H85ZM92 114V115H91ZM112 114V113H111ZM110 114V115H111ZM147 114H148V111H147ZM159 114V112H158ZM171 114V113H170ZM184 114V113H183ZM190 114V113H189ZM13 115L14 112H13ZM12 115V116H13ZM24 115V116H22ZM48 115V114H46ZM69 115V114H68ZM83 115V114H82ZM124 115V114H123ZM138 115V116H140ZM143 115V114H142ZM146 115V114H145ZM151 115H153V113H151ZM161 115V114H160ZM158 115V116H160ZM164 115V114H163ZM162 115V116H163ZM167 115V114H166ZM194 115V114H193ZM231 115V114H230ZM71 116V115H70ZM104 116V115H103ZM114 116H112L114 118ZM121 116V115H119ZM125 116H126V113H125ZM147 116V115H146ZM154 116V115H153ZM157 116V115H156ZM169 116V115H168ZM172 116V115H171ZM172 119H174L173 117H171ZM180 116V115H179ZM182 116V115H181ZM185 116V115H184ZM188 116V114H187ZM203 116V115H202ZM201 116V117H202ZM227 116V114H226ZM25 119H24V118ZM49 117V116H48ZM124 117V116H123ZM122 119H126L128 120V116L123 118ZM134 117V115H133ZM136 117V116H135ZM143 117V116H142ZM145 117V116H144ZM165 117V116H164ZM167 117V116H166ZM229 117V115L227 116ZM31 118V117H30ZM51 118V117H50ZM87 118V119H86ZM112 118V120H113ZM120 118V117H118ZM140 118V117H139ZM148 118H150L148 116ZM154 119V121H159L157 119V117H151ZM162 118V117H161ZM160 118V119H161ZM170 118H167L168 120ZM182 118V117H181ZM226 118V117H225ZM49 119V118H48ZM71 120V118H69ZM122 119H120L122 121ZM131 119V117L129 118V120ZM135 119V118H133ZM141 119V118H140ZM143 119V118H142ZM145 119V118H144ZM143 119V120H144ZM157 119V120H156ZM166 119V118H165ZM164 119V120H165ZM171 119V120H172ZM215 119V118H214ZM213 119V120H214ZM31 120V119H30ZM53 120V119H52ZM107 120V121H106ZM119 120V121H120ZM150 120V119H147V121ZM166 120V121H168ZM176 120V118L174 119ZM223 120V119H222ZM227 120V118H226ZM230 120V119H229ZM55 121V119H54ZM120 121V122H121ZM179 121H180V118H179ZM72 122V121H71ZM87 122L88 124L91 125V127H84V125H86ZM114 122V121H113ZM115 122H116V119H115ZM114 122V123H115ZM130 122V121H129ZM161 122V121H160ZM170 122V121H169ZM174 122V121H173ZM186 122V121H185ZM227 122V121H226ZM70 123V122H69ZM85 123V124H84ZM141 123V122H140ZM168 123V122H167ZM172 123V122H170ZM175 123V122H174ZM173 123V124H174ZM177 123V122H176ZM179 123V122H178ZM71 124V123H70ZM120 124V123H119ZM124 124V122H123ZM152 124H155L152 122ZM159 124H162V123H159ZM202 124V123H201ZM226 124V123H225ZM42 126L44 125V122L43 124H41ZM48 127L49 125L46 124ZM115 125V124H114ZM129 125V124H128ZM144 125V123L142 124ZM148 125V124H147ZM156 125V124H155ZM167 125V124H166ZM200 125V124H199ZM228 125V124H227ZM230 125V124H229ZM46 126V127H47ZM139 126V125H138ZM154 126V125H152ZM162 126L164 127L165 125L162 124ZM170 126V125H169ZM176 126V125H175ZM178 126V125H177ZM203 126V125H201ZM45 127V128H46ZM111 127V126H110ZM115 128V126H113ZM146 127V126H144ZM158 127V125H157ZM162 127V128H163ZM168 128V125L166 126ZM171 127V126H170ZM169 127V128H170ZM184 127V124L183 126ZM181 127V129H182ZM212 127V126H211ZM221 127V126H219ZM43 128V129H45ZM52 128V127H51ZM112 128V127H111ZM119 128V127H118ZM148 128V127H147ZM156 128V127H155ZM161 128V130H162ZM165 128V127H164ZM173 128V127H172ZM192 128V127H190ZM41 129V128H40ZM42 129V131H43ZM129 129V128H128ZM132 129V127H131ZM149 129V128H148ZM154 129V128H153ZM185 129H188L185 128ZM201 129V128H200ZM212 129V128H211ZM232 129V128H231ZM234 129V128H233ZM135 130V129H134ZM174 130L175 132H177V128L174 127ZM208 130V129H207ZM215 130V128H214ZM237 129H235L236 131ZM41 131V132H42ZM116 131V130H115ZM127 131V130H126ZM132 131V130H130ZM151 131V130H150ZM155 131V130H153ZM183 131H184V128H183ZM186 131H189V130H186ZM206 131V130H205ZM221 131V130H220ZM39 132V131H38ZM46 132H47V129H46ZM50 132V131H49ZM52 132V131H51ZM56 132V131H55ZM156 132V131H155ZM153 132V133H155ZM164 132V131H163ZM238 132V131H237ZM53 133V132H52ZM68 133V132H67ZM110 133V132H109ZM128 133V131H127ZM166 134L165 132L164 133H161V131L158 132V134ZM182 133V132H181ZM44 134V133H43ZM72 134V132H71ZM157 133H155L156 135ZM175 134V133H174ZM186 134V133H185ZM184 134V135H185ZM189 134V133H187ZM68 135H70L68 133ZM79 135V136H78ZM112 135V134H111ZM128 135H131V134H128ZM147 134H145V137H146ZM153 135V134H152ZM155 135L153 136V138L155 137ZM168 135V134H167ZM166 135V136H167ZM177 135V134H176ZM180 135V134H179ZM165 136V135H164ZM165 136V138L167 139V137ZM174 136V135H173ZM35 141L32 143V146H36V149L39 148L38 147V140L41 141V139H39V134H35ZM42 137V136H41ZM53 137V136H52ZM60 137V136H58ZM150 137V136H149ZM178 137V136H177ZM176 137V139H177ZM180 137V136H179ZM199 137V136H198ZM47 138V137H46ZM50 138V137H48ZM86 138V137H85ZM84 138V139H85ZM88 138V137H87ZM156 138H158V135H156ZM161 138V137H160ZM159 138V139H160ZM164 138V139H165ZM174 138V137H173ZM193 138V137H192ZM232 138V137H231ZM56 139V138H55ZM98 139V137H97ZM116 139V138H115ZM130 139H131V136H130ZM134 139V138H132ZM149 139V138H148ZM179 139V138H178ZM177 139V140H178ZM181 139V138H180ZM194 139V138H193ZM202 139V138H201ZM15 140V139H14ZM24 140V139H23ZM46 140V139H45ZM114 140V139H113ZM191 140V139H190ZM208 140V139H207ZM227 140V139H226ZM48 140H46L47 142ZM154 141L156 142V140L154 139ZM160 141H162L160 139ZM175 141V140H173ZM189 141V140H188ZM198 141V140H197ZM212 141V140H211ZM29 142V141H28ZM49 142L53 143L54 141L51 140V138L49 139ZM86 142V140H85ZM148 142V141H147ZM154 142V144H156ZM180 142V141H179ZM177 142V143H179ZM185 142V141H183ZM191 142V141H190ZM210 142V141H209ZM96 143V142H95ZM163 143V142H162ZM161 143V145H162ZM187 143V142H186ZM199 143V142H198ZM197 143V144H198ZM211 143V142H210ZM209 143V144H210ZM214 143V142H213ZM29 144V143H28ZM87 144V143H86ZM208 146L211 148V144ZM40 145V143H39ZM47 145V143H46ZM194 145V144H192ZM196 145V143H195ZM207 145V143H206ZM230 145V144H229ZM45 147V144L43 145ZM53 146V145H52ZM157 146V144H156ZM178 146V145H177ZM221 146V145H220ZM228 146V145H226ZM49 147V146H48ZM58 147V146H57ZM67 149L69 147L66 146ZM77 147V146H76ZM133 147V146H132ZM175 147H176V141H175ZM189 147V146H188ZM208 147V148H209ZM260 147V146H259ZM27 150L29 149L27 146H26ZM25 146H24V151L21 152L20 155H18L17 159H15V163H14V169H16L17 171V174H16V191L15 192H20V195L23 194V188L25 187L27 189V187H29L31 190L27 189V192H24V193H30V196L33 197L32 200H35L34 196L33 195H36V196H40V199L38 202L40 204V209H39V212L42 213V207H43V204L42 202H46L45 200V196L42 197V194H43V190L45 189V182L47 181V184H49V188H51V186L54 185L55 181L57 183H59L57 181V177H55V175L58 176V171H61L63 170L62 167L58 166V160H59V154L52 150L49 151V159L48 160H45L47 158L44 157V160L42 159L44 155H47V154H44L43 153H37L36 151H33V152H36L37 155L36 157H33L32 155V158H30V155L29 153L30 152H27ZM43 148V147H42ZM71 148L73 149V147L71 146ZM87 148V147H86ZM135 148V146H134ZM171 148V147H170ZM193 148V147H192ZM201 148V147H200ZM209 148V149H210ZM261 148V147H260ZM31 149V148H30ZM41 148H39L40 150ZM65 149V150H67ZM76 149V148H75ZM83 149V148H82ZM81 149V150H82ZM161 149V148H160ZM185 149V148H184ZM202 149V148H201ZM206 149V147H205ZM217 149V147H216ZM227 149V148H226ZM259 149V148H257ZM256 149V150H257ZM264 149V147H263ZM61 150V148H60ZM63 150V149H62ZM61 150V151H62ZM78 150V149H76ZM80 149L78 150L79 152L81 151ZM171 150V149H170ZM173 150V149H172ZM183 150V148H182ZM190 150V149H189ZM223 150V149H222ZM69 151V150H68ZM67 151V152H68ZM83 151V150H82ZM137 151V150H135ZM162 151V149H161ZM210 151V150H209ZM259 151V150H258ZM261 151V150H260ZM88 152V151H87ZM158 152V151H157ZM172 152V151H171ZM45 153V152H44ZM66 153V152H65ZM65 153H64V157H65ZM76 153V152H73V154ZM181 153V152H180ZM188 153V152H187ZM190 153V152H189ZM212 153V152H210ZM209 153V154H210ZM214 153V152H213ZM216 153V151H215ZM221 153V151H220ZM262 153V151L260 152ZM82 152H80V156H81ZM174 154V153H173ZM201 154V153H200ZM208 154V153H207ZM217 154V153H216ZM230 154V155H229ZM259 154V152H258ZM263 154V153H262ZM77 155V154H76ZM198 155V154H197ZM255 155V154H253ZM70 156V155H69ZM209 156V155H207ZM214 156V155H213ZM217 156V155H216ZM220 156V155H219ZM26 157H29L30 159V163H27L26 161ZM73 157V155H72ZM75 157V156H74ZM73 157V159H74ZM78 157V155L76 156ZM75 157V158H76ZM159 157V156H158ZM157 157V158H158ZM168 157V156H167ZM201 157V155H200ZM199 155H198V158L200 159ZM205 158L206 155L204 156ZM210 157H211V154H210ZM223 157V156H222ZM254 157V156H253ZM259 157V156H258ZM71 158V157H70ZM70 158H67V159H70ZM160 158V157H159ZM166 158V157H165ZM217 158H220V157H216ZM229 158V159H230ZM72 159V158H71ZM77 159V158H76ZM197 159V160H199ZM210 159V158H209ZM212 159V157H211ZM228 159V160H229ZM260 159V158H259ZM52 160H55L56 164L52 161ZM207 160V159H206ZM227 158H226V161H228ZM62 161V159L60 160ZM70 161V160H69ZM147 161V160H146ZM182 161V160H181ZM210 161V160H209ZM224 161V160H223ZM245 161V162H244ZM249 161H251V164L252 166L250 167H247V165L245 166H241L240 162H244V163H248ZM72 162V161H71ZM74 162H77V160H74ZM187 162H188V159H187ZM195 162V161H194ZM206 162V161H205ZM52 163H54V167L55 169H53V165ZM61 163V162H60ZM69 163V162H68ZM149 163V162H148ZM154 163V162H153ZM162 163V162H161ZM203 163V161H202ZM208 164V162H206ZM224 162H222L223 164ZM243 163V164H244ZM63 163H61L60 165H62ZM71 164V163H70ZM73 164V163H72ZM71 164V166H72ZM147 164V163H146ZM176 164V163H175ZM180 164V163H179ZM232 164V165H231ZM64 165V164H63ZM158 165V164H157ZM189 165V164H188ZM191 165V163H190ZM194 165V164H192ZM210 165V164H209ZM221 165V164H220ZM224 165V164H223ZM261 165V166H260ZM148 166H150L148 164ZM175 166V165H174ZM181 166V165H180ZM198 166V165H196ZM225 166V165H224ZM259 166V168H258ZM155 167V165H154ZM159 166L156 167V171H157V168ZM166 167V166H165ZM193 167V166H192ZM201 166L199 165V168ZM257 167V168H256ZM264 167V166H263ZM67 168V167H66ZM182 168V167H181ZM191 168V166H190ZM194 168V167H193ZM197 167V169H199ZM212 168V167H211ZM223 168V167H222ZM256 168V169H255ZM58 169V171H57ZM160 169V168H159ZM166 170V168H164ZM178 169V168H177ZM221 169V168H220ZM264 169V168H263ZM65 170V169H64ZM168 170V169H167ZM171 170V169H170ZM174 170V169H173ZM181 170V169H180ZM67 171H68V168H67ZM182 171V170H181ZM196 171V170H195ZM201 171V170H200ZM203 171V170H202ZM62 172V171H61ZM73 172V171H72ZM151 172V171H150ZM162 170H161V174H162ZM220 172V171H219ZM263 172V171H262ZM261 172V173H262ZM70 173V172H69ZM149 173V172H148ZM147 173V174H148ZM154 173V172H152ZM158 173V171H157ZM174 173V172H173ZM179 173V172H178ZM150 174V173H149ZM160 174V173H159ZM182 174V173H181ZM215 174V173H214ZM49 175H54L53 177H55V179H53L51 176ZM67 175V174H66ZM65 177H68L66 176ZM152 175V174H151ZM151 175H148L149 177ZM154 175V174H153ZM151 176V180H152V177L154 178L155 176ZM184 175V174H183ZM62 176V175H61ZM59 175V178L61 177ZM72 176H73V173H72ZM157 176V174H156ZM160 177L162 175H159ZM190 176V175H189ZM188 176V177H189ZM208 176V175H207ZM227 176V177H228ZM198 177V176H197ZM89 178V177H88ZM148 178V177H147ZM190 178V177H189ZM195 178V177H194ZM200 178V177H198ZM206 178V177H205ZM230 178L228 179L227 178V181H223V182H226L227 184H229L228 181H230ZM234 178V177H232ZM237 178V177H235ZM131 179V178H130ZM129 179V180H130ZM171 179V178H170ZM178 179V178H177ZM207 179V178H206ZM214 179V178H213ZM90 180V179H89ZM156 180V179H154ZM153 180V181H154ZM162 180V178H161ZM191 180V179H190ZM236 180V179H235ZM264 180V179H263ZM54 181V182H53ZM63 181V179H62ZM65 181V180H64ZM134 181V179H133ZM132 181V182H133ZM145 181V184L144 185H148L149 183V178H148V181L147 179L144 180ZM144 181L142 183H144ZM147 181V182H146ZM152 181H150L149 184H154ZM157 181V180H156ZM155 181V182H156ZM160 181V180H159ZM166 181V180H165ZM184 181V180H183ZM241 182V180H238ZM51 182V183H50ZM66 182V181H65ZM132 182L131 185H132ZM197 182V181H196ZM202 182V181H201ZM200 182V183H201ZM206 182V181H205ZM232 182V181H231ZM239 182V183H240ZM244 182H242L241 184H243ZM64 183V182H63ZM62 183V184H63ZM157 185H158V182H156ZM155 183V184H156ZM163 183V182H162ZM168 183V182H167ZM166 183V184H167ZM189 183V182H188ZM191 183V182H190ZM194 183V182H193ZM46 184V185H47ZM61 184V186H62ZM66 184V183H65ZM154 184V185H155ZM183 184V183H182ZM195 184V183H194ZM199 184V183H198ZM222 184V183H221ZM234 184V183H233ZM239 184L237 185V189H240V187H242V185ZM264 184V183H263ZM23 185H25L23 187ZM59 185V184H57ZM64 185V184H63ZM67 185V184H66ZM128 185H130L128 183ZM153 185V187H155ZM164 185V184H162ZM197 185V183H196ZM209 185V184H208ZM235 185V184H234ZM233 185V187H235ZM248 185V184H247ZM65 186V185H64ZM63 186V187H64ZM150 187H152L151 185H149ZM148 186V187H149ZM188 186V185H187ZM202 186V185H201ZM224 186V183L222 185V187ZM249 186V185H248ZM23 187V188H22ZM130 187V186H129ZM152 187V188H153ZM157 187V186H156ZM197 187V186H196ZM203 187V186H202ZM220 187V186H219ZM260 187V186H259ZM59 189V187H57ZM57 188L55 190H57ZM132 186L130 187V190H131ZM135 188V187H134ZM151 188V189H152ZM170 188V187H169ZM184 188V187H183ZM200 188V187H199ZM204 188V187H203ZM244 188V186L242 187ZM246 188V187H245ZM251 188V187H250ZM249 188V189H250ZM63 189V188H62ZM61 189V190H62ZM66 189V187H65ZM137 189V188H136ZM143 189V187H142ZM146 189V188H144ZM149 189L148 192L151 190ZM168 189V188H167ZM179 189H182V188H179ZM186 189V187H185ZM192 189V188H191ZM214 189V188H213ZM228 189V188H227ZM247 189V188H246ZM255 189V188H254ZM49 190V189H47ZM60 190V191H61ZM128 190V191H130ZM156 189L154 188V191ZM184 190V189H183ZM211 190V189H210ZM235 190V191H236ZM245 190V189H243ZM31 191H32V194H31ZM64 191V189H63ZM127 191V193H128ZM146 191V190H145ZM153 191V190H152ZM149 192V193H153V192ZM176 191V190H175ZM181 191V190H180ZM186 191V190H185ZM197 191V190H195ZM218 191V190H217ZM220 191V190H219ZM241 191V190H240ZM246 191V190H245ZM249 191V190H248ZM58 192V190H57ZM148 192H145V195L147 196L146 193ZM159 192V191H158ZM157 193V195H159ZM170 192V191H169ZM233 192L234 190L228 194V190H226V194L222 195V189H221V193H218V194H221L223 197L219 200L218 204L215 205L213 207L214 208H217V210L220 212L221 210H224L225 212H227V214L225 216H220V214L217 215V211L215 210V214H214V217L215 219H211L209 221H207L206 223H204L201 228V232L199 231L198 233H202V237L204 236V240L202 238V241L201 242H198L197 244H195L194 246V250L196 248V251L199 252L197 253L196 255V258L194 257V255L192 257H194L196 259V262L198 261V263H202L204 264L205 262H209V258L212 256L211 253L209 250L213 249L214 250V245H212V242H208V241H213L215 240V242L217 244H220L221 242V239L223 238L222 234H223V230L226 229L225 227L229 226V229L228 231H233L235 229V231H238L236 228H234L233 226L236 224V221H237V218H239L240 216L238 215L239 214V207L241 205L240 203V200H237V201H234V199L232 200V196H233ZM62 193V191H61ZM142 192H140V195H141ZM148 193V194H149ZM154 192L153 195L156 194ZM189 193L191 192H188L187 194L189 195ZM250 193V192H249ZM53 194V193H51ZM50 194V195H51ZM142 197L144 196V193H142ZM164 194V193H163ZM169 194V193H168ZM181 194V193H180ZM179 194V195H180ZM186 194V193H185ZM184 194V195H185ZM186 194V195H187ZM213 194V193H212ZM217 194V193H216ZM231 194V195H230ZM241 194V193H240ZM44 195V194H43ZM48 195V192H47V197L49 198ZM57 195V194H56ZM60 195V194H59ZM123 195V194H122ZM127 195V194H126ZM135 195V194H134ZM150 195V194H149ZM183 195V196H184ZM195 195V194H194ZM201 195V194H200ZM239 195V194H238ZM243 195V194H242ZM248 195V194H247ZM251 195V193H250ZM23 196V195H22ZM128 196V195H127ZM138 196V194H137ZM191 196V195H189ZM188 196V197H189ZM219 196V195H218ZM216 195V197H218ZM235 196V195H234ZM20 197V196H19ZM32 197H29V198H32ZM37 197V198H38ZM42 197V198H41ZM46 197V198H47ZM120 197V196H119ZM139 197V196H138ZM138 197H134V198H138ZM141 197V198H142ZM151 197V196H150ZM187 197V196H186ZM185 197V198H186ZM193 197V196H192ZM203 197V195H202ZM210 197V196H209ZM221 197V196H219ZM243 197V196H242ZM24 198V197H23ZM57 198V197H56ZM59 198V197H58ZM123 198L124 195H123ZM140 198V197H139ZM149 198V197H148ZM236 198V196H235ZM240 198V197H239ZM238 198V199H239ZM22 199V198H21ZM121 199V198H119ZM143 199V198H142ZM150 201H151V198H149ZM160 199V198H159ZM167 199V198H166ZM170 199V198H169ZM167 199V200H169ZM180 199V198H179ZM187 199V198H186ZM254 199V198H253ZM60 200V199H59ZM138 200V199H136ZM148 200V199H147ZM155 200V199H154ZM153 200V201H154ZM172 200V199H171ZM199 200V199H197ZM218 200V199H217ZM216 200V201H217ZM236 200V199H235ZM20 201V199H19ZM47 201H50V200H47ZM123 201V200H122ZM142 201V200H141ZM149 201V202H150ZM161 201V200H160ZM166 201V200H165ZM191 201V200H190ZM36 202V201H35ZM41 202V203H40ZM117 202V201H116ZM119 202V200H118ZM138 202V201H137ZM144 202V201H143ZM142 202V203H143ZM146 202V201H145ZM148 202V203H149ZM184 202V201H183ZM243 202V201H241ZM22 203V202H21ZM58 203V202H57ZM152 203V202H150ZM217 203V202H216ZM38 204V206H39ZM109 204V203H108ZM137 204V203H136ZM139 204V203H138ZM154 204V203H153ZM153 204H151L153 206ZM162 204V203H161ZM167 204V203H166ZM170 204V203H169ZM111 205V204H110ZM133 205V204H132ZM142 205V204H141ZM187 205V204H186ZM186 205H183L184 208ZM113 206V205H112ZM116 206H119V205H116ZM144 206H145V203H144ZM155 206V204H154ZM160 206V204L158 205ZM156 205V208L158 207ZM169 206V205H168ZM182 206V207H183ZM188 206V205H187ZM242 206V205H241ZM244 206V205H243ZM262 206V205H261ZM260 206V208H262ZM15 207V206H14ZM22 207V205H21ZM99 207V206H98ZM133 208V206H131ZM140 207V206H139ZM143 207V206H142ZM141 207V208H142ZM147 207V205H146ZM145 207V209H146ZM189 207V206H188ZM207 207V206H206ZM211 207V206H210ZM120 208V207H119ZM126 208V207H125ZM124 208V209H125ZM155 207H151V209H154ZM160 208V207H159ZM190 208V207H189ZM189 208L187 209H184V210H188ZM212 208V207H211ZM54 209V208H53ZM52 209V210H53ZM106 209V207H105ZM108 211H109V208H107ZM110 209L112 210L111 206H110ZM135 209V208H134ZM133 209V210H134ZM172 209V208H171ZM199 209V208H198ZM208 209V208H207ZM48 210V209H47ZM50 210V209H49ZM57 210V209H56ZM119 210V209H118ZM132 210V211H133ZM174 210V209H173ZM190 210V209H189ZM55 211V210H54ZM115 211V210H114ZM138 211V210H137ZM146 211V210H145ZM158 211V209H157ZM155 212V213H162V209H159L160 212ZM175 211V210H174ZM214 211V210H213ZM212 211V212H213ZM223 211V212H224ZM261 211V209H260ZM264 211V209H263ZM23 212V211H22ZM56 212V211H55ZM58 212V211H57ZM56 212V213H57ZM116 213H118L117 211H115ZM127 212V211H126ZM140 212V211H138ZM148 212V211H146ZM173 212V211H172ZM31 213V212H30ZM113 213V216H115L114 212ZM111 213V214H112ZM182 213V212H181ZM196 213V212H195ZM32 214V213H31ZM54 214V213H53ZM59 212L57 213V215L59 216ZM107 214V213H106ZM132 214V212H131ZM145 214V212H144ZM160 214H155L157 216H160ZM209 214V213H208ZM237 214V215H236ZM42 215V214H41ZM52 215V214H51ZM82 215V214H81ZM85 215V214H84ZM133 215V214H132ZM131 215V218H133V216ZM154 215V218L157 217ZM171 215V214H170ZM174 215V213H173ZM201 215V214H200ZM205 215V214H204ZM37 216V214H36ZM39 216V215H38ZM53 216V215H52ZM57 216V217H58ZM63 216V215H62ZM88 216V215H87ZM118 216V214H117ZM149 216V215H148ZM207 216V214H206ZM213 216V215H212ZM252 216V215H251ZM60 217V216H59ZM111 217V216H110ZM129 217V216H128ZM139 217V216H138ZM141 217V216H140ZM139 217V219H140ZM144 217V215H143ZM166 217V216H165ZM173 217V216H171ZM170 217V218H171ZM175 217V216H174ZM205 217V216H203ZM210 217V216H209ZM263 217H264V214H263ZM52 218V217H51ZM86 218V217H84ZM90 218V217H89ZM130 218V219H131ZM136 218V217H135ZM142 218V217H141ZM148 218V217H146ZM159 218V217H157ZM208 218V217H207ZM206 218V220H207ZM244 218V217H242ZM36 219V217H35ZM40 219V218H38ZM56 219V217H55ZM59 219V218H58ZM173 219V218H172ZM171 219V221H172ZM32 220V219H31ZM60 220V219H59ZM88 220V219H87ZM121 220V219H120ZM124 220V219H123ZM157 220V219H156ZM160 220V218H159ZM193 220V219H192ZM203 220H205V218H203ZM37 221V219H36ZM35 221V223H37ZM40 221V220H39ZM57 221V219H56ZM56 221H54L55 223H57ZM80 221V220H78ZM100 221H104V220H100ZM126 221V220H125ZM124 221V222H125ZM128 221V220H127ZM131 221V220H130ZM149 221V220H148ZM162 222V220H160ZM166 221V220H165ZM174 221V220H173ZM172 221V223H173ZM232 221V222H235L232 223L233 225L231 226V224H229V222ZM254 221V219H253ZM264 220H262L261 222V225H257V227L255 226L256 230H258L260 232V234L264 235ZM31 222V221H30ZM43 222V220H42ZM53 222V221H52ZM82 222V220H81ZM80 222V223H81ZM86 222V221H84ZM96 222V221H95ZM117 223H115L116 225L118 224V221H116ZM121 222H123L121 220ZM133 222V221H131ZM130 222V223H131ZM156 222V221H155ZM159 223V221H157ZM164 222V221H163ZM170 222V221H169ZM183 222V221H182ZM193 222V221H192ZM240 224H241V221L239 220ZM250 222V221H249ZM248 222V223H249ZM33 223V221H32ZM47 223H48V220H47ZM51 223V222H50ZM99 224V222H97ZM104 223V222H103ZM126 223V222H125ZM129 223V221L127 222ZM147 223V222H146ZM253 223V222H252ZM25 224V223H24ZM40 224V223H39ZM57 224H60L57 223ZM57 224L55 225V227H57ZM79 224V223H78ZM85 224V223H84ZM82 224V225H84ZM90 224V223H89ZM93 224V223H92ZM123 224V223H122ZM133 224V223H132ZM138 225V221L136 223ZM169 224V223H168ZM171 224V223H170ZM33 225V224H32ZM44 225V224H43ZM71 226V224H69ZM121 225V223H120ZM126 224H124V227L123 229L126 230L125 233L127 232L128 235L125 234V236H127L128 238H130V234H131V230L132 228H126L125 229V226ZM130 225V224H128ZM140 225V224H139ZM138 225V227H139ZM164 224L162 223V225L160 226H163ZM166 225V223H165ZM250 225V223H249ZM45 226V225H44ZM54 226V225H53ZM60 226V225H59ZM96 226V225H95ZM134 226V225H133ZM156 226H158L156 224ZM176 226V225H175ZM185 226V225H184ZM238 226H239V223H238ZM247 226V225H246ZM32 227V226H31ZM54 227V228H55ZM76 226H74L75 228ZM79 227V226H78ZM145 227V226H144ZM143 227V228H144ZM154 227V225H153ZM166 227V226H165ZM248 227V226H247ZM246 227V228H247ZM30 228V227H29ZM44 228V227H43ZM40 226L37 227V226H33V229L34 231H43ZM50 225L48 226L47 229H50ZM59 228H62V225L61 227ZM73 228V227H72ZM122 228V227H121ZM146 228V227H145ZM144 228V229H145ZM157 228V227H156ZM159 228V226H158ZM240 228V227H239ZM25 229V228H24ZM31 229V228H30ZM29 229V230H30ZM45 229V228H44ZM113 229V228H112ZM115 229V227H114ZM142 229V227H141ZM143 229V230H144ZM151 229V228H149ZM164 229V228H162ZM60 230V229H58ZM57 230V231H58ZM123 230V232H124ZM141 230V231H143ZM148 230V229H147ZM152 230V229H151ZM156 230V229H155ZM170 230V229H169ZM242 229L241 228V232H242ZM248 230V228H247ZM30 231H33V230H30ZM33 231V232H34ZM66 231V230H65ZM75 231V230H74ZM81 231V229H80ZM111 231V230H110ZM120 231V229L118 230V232ZM122 231V230H121ZM120 231V232H121ZM139 231V230H138ZM139 231L141 234L142 232ZM145 231V230H144ZM246 231V229H245ZM243 231V233L245 232ZM250 231V230H249ZM35 232V233H36ZM101 232V231H100ZM152 232V231H151ZM150 232V233H151ZM241 232H239L240 235H243L241 234ZM252 232H254V230H252ZM256 232V231H255ZM60 233V232H59ZM108 233V232H107ZM156 233V232H155ZM231 233V232H230ZM229 233V234H230ZM234 233V232H233ZM237 233V232H236ZM246 233V232H245ZM38 233H36L37 235ZM75 234V233H74ZM110 234V233H109ZM136 234V233H135ZM148 234V233H147ZM60 235V234H59ZM104 235V234H103ZM106 235V234H105ZM120 235V234H119ZM145 235V234H144ZM246 235V234H245ZM253 235V234H252ZM74 237V235H72ZM98 236V235H97ZM148 236V235H147ZM260 236V235H259ZM61 237V236H60ZM96 237V236H95ZM120 237V236H119ZM123 237V236H122ZM144 238V236H142ZM150 237V236H149ZM192 237V236H191ZM238 237H242V236H239ZM238 237L236 236V240L238 239ZM251 237V235H250ZM253 237V236H252ZM40 240L41 238H43V236H40L38 237ZM63 238V237H62ZM78 238V237H77ZM114 238V237H113ZM121 238V237H120ZM137 238V237H136ZM160 238V237H159ZM189 238V237H188ZM199 238V237H198ZM197 238V239H198ZM225 238V237H224ZM228 238V237H227ZM230 238V237H229ZM72 239V238H71ZM70 239V240H71ZM92 239V238H91ZM122 239V238H121ZM127 239V238H126ZM134 239V238H132ZM139 239V238H138ZM141 239V238H140ZM146 239V238H145ZM150 239V238H149ZM193 239V238H192ZM196 239V237H195ZM207 239V240H206ZM74 240V238H73ZM76 240V239H75ZM79 240V239H77ZM74 242L76 244V246H79L77 243L79 242ZM114 240V239H113ZM117 240V239H116ZM166 240V239H165ZM164 240V241H165ZM169 240V239H168ZM172 240V239H171ZM200 240V239H199ZM225 240V239H224ZM227 240V239H226ZM247 240V238H245V241ZM20 241V240H19ZM18 241V242H19ZM72 241V240H71ZM70 241V242H71ZM85 241V240H84ZM101 241V240H100ZM142 241V239H141ZM175 241V240H174ZM182 241V240H181ZM194 241V239H193ZM232 241V240H231ZM243 244H244V241L243 240H240ZM6 242V241H5ZM69 242V243H70ZM128 242V241H127ZM140 242V241H139ZM145 242V241H144ZM163 242V241H162ZM188 242V240H187ZM186 242V243H187ZM224 242V241H222ZM234 242V241H233ZM238 242V240H237ZM260 242V241H259ZM263 242V241H262ZM260 242V245L261 243ZM112 243V241H111ZM117 244V241L115 242ZM174 243V242H173ZM176 243V242H175ZM190 243H192L190 241ZM240 244V242H238ZM236 243V244H238ZM87 244V243H86ZM90 244H91V241H90ZM141 244V243H140ZM142 244H144L142 242ZM159 244V243H158ZM163 244V243H162ZM170 244V243H169ZM168 244V245H169ZM172 244V243H171ZM181 244V243H180ZM225 244V243H224ZM223 244V245H224ZM235 244V243H234ZM238 244V245H239ZM264 244V243H263ZM262 244V245H263ZM63 245V244H62ZM71 245V243H70ZM85 245V244H84ZM114 245V244H113ZM135 245V244H134ZM153 245V244H152ZM191 245V244H190ZM242 245V244H241ZM240 245V246H241ZM245 245V244H244ZM243 245V247H244ZM258 245V243H257ZM72 246V245H71ZM75 246V245H74ZM117 246V245H116ZM115 246V247H116ZM163 246V245H162ZM171 246V245H170ZM233 245L229 246V247H232ZM66 247V246H65ZM69 247V246H68ZM81 247V246H80ZM126 247V246H125ZM191 247V246H189ZM188 247V248H189ZM219 247V246H218ZM228 247V248H229ZM262 247V246H261ZM67 248V247H66ZM64 249L67 250V249ZM142 248V247H141ZM136 251V255L139 254L140 252V249ZM149 248V247H148ZM160 248V246H159ZM167 248V246H166ZM225 248V247H223ZM240 248V247H239ZM238 248V249H239ZM253 248V247H252ZM255 248V247H254ZM263 248V247H262ZM72 249V248H71ZM114 250V247L112 248ZM118 249L121 250L120 247H118ZM123 249V248H122ZM137 249V248H136ZM147 249V248H146ZM158 249V248H156ZM184 249V248H183ZM190 249V248H189ZM227 249V248H225ZM230 249V248H229ZM233 249V248H232ZM260 249V247H259ZM134 250V249H133ZM142 250V249H141ZM148 250V249H147ZM172 250V249H171ZM220 250H222L220 248ZM235 250V249H233ZM251 250V248H250ZM257 250V249H256ZM75 251V249H74ZM110 251V249H109ZM123 251V250H122ZM168 251H170L168 249ZM182 251V250H181ZM191 251V250H190ZM252 251V250H251ZM68 252V251H67ZM83 252V251H82ZM92 252V251H91ZM107 252V251H106ZM116 254H117V249H115ZM124 252V251H123ZM186 252V251H185ZM219 252V251H218ZM216 252V253H218ZM223 252V251H222ZM69 253V252H68ZM109 253V252H108ZM112 253V252H111ZM110 253V254H111ZM120 253V252H119ZM122 253V252H121ZM166 253V251H165ZM224 253V252H223ZM232 253V252H231ZM64 254V253H63ZM83 254V253H82ZM109 254V255H110ZM134 254V253H133ZM226 254V253H225ZM249 254H252V253H249ZM92 254L88 253L87 255H83V259L85 260V264H92V262H94L96 260V256H91ZM161 255V254H160ZM211 255V256H210ZM227 255V254H226ZM230 255V254H229ZM232 255V254H231ZM243 255V254H242ZM76 256V255H75ZM107 256V255H106ZM126 256V255H125ZM133 256V258L135 257ZM172 254L169 255V257H171ZM180 256V254H179ZM210 256V257H208ZM157 257V256H156ZM225 257V256H224ZM230 257V256H229ZM122 258V256H121ZM127 258V256H126ZM125 258V260H126ZM140 258V257H139ZM146 258V257H145ZM158 258V257H157ZM167 258V255L164 256V259ZM175 258V257H174ZM183 258V257H181ZM212 258V257H211ZM221 258V257H220ZM238 258V256L236 257ZM76 259V258H75ZM100 259V258H99ZM114 259V258H113ZM138 259V258H137ZM171 259V258H170ZM179 259V257H178ZM216 258H214L215 260ZM227 259V258H226ZM225 259V261H227ZM232 259V258H231ZM240 259V258H239ZM103 260V259H102ZM106 260V259H105ZM140 260V259H139ZM180 261V264H181V261L182 259H179ZM192 260V259H191ZM224 260V259H222ZM243 260V259H241ZM76 261V260H75ZM127 261V260H126ZM164 261V260H163ZM100 262V261H99ZM108 263V261H105V263ZM140 262V261H139ZM142 262V261H141ZM161 262V261H160ZM168 262V261H167ZM166 262V263H167ZM183 262V261H182ZM220 262V261H218ZM229 262V261H228ZM233 262V261H232ZM231 262V263H232ZM95 263V262H94ZM163 263V262H161ZM175 263V262H174ZM188 263V261H187ZM186 263V264H187ZM216 263V262H215ZM238 263V262H237ZM236 263V264H237ZM240 263V261H239ZM76 264V263H75ZM101 264V263H100ZM109 264H110V261H109ZM123 264V262H122ZM128 264V262L126 263ZM169 264V262L167 263ZM171 264V263H170ZM184 264V263H183ZM191 264V263H190ZM195 264V263H194ZM213 264V263H212ZM221 264V263H220ZM223 264V262H222Z\"/></svg>",
  "mask_w": 264,
  "mask_h": 264
}]
</instances>
